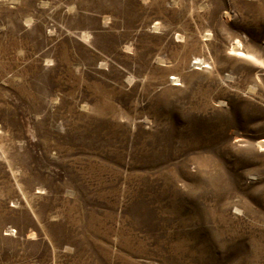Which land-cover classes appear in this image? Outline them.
Masks as SVG:
<instances>
[{"label": "rangeland", "instance_id": "obj_1", "mask_svg": "<svg viewBox=\"0 0 264 264\" xmlns=\"http://www.w3.org/2000/svg\"><path fill=\"white\" fill-rule=\"evenodd\" d=\"M0 264H264V0H0Z\"/></svg>", "mask_w": 264, "mask_h": 264}]
</instances>
